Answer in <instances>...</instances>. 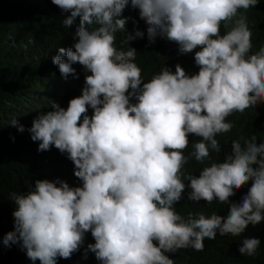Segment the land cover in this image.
I'll return each instance as SVG.
<instances>
[{
	"label": "clouds",
	"instance_id": "clouds-1",
	"mask_svg": "<svg viewBox=\"0 0 264 264\" xmlns=\"http://www.w3.org/2000/svg\"><path fill=\"white\" fill-rule=\"evenodd\" d=\"M51 2L70 13L65 28L79 18L76 42L59 47L52 63L65 80L79 79L77 63L90 74L66 109L50 101L51 110L40 112L27 130L38 151L54 146L67 154L82 186L37 179L29 191L11 193L14 230L2 244L18 245L33 264H57L58 258L71 259L91 232L95 243L87 245L84 259L92 252L101 264H173L166 253L203 251L204 240L217 233L240 236L249 224L264 221V142L257 144L256 135L233 140L224 162H212L198 177L181 171L191 157L203 163L210 151L221 152L216 136L233 128L227 117L264 103V46L249 54L252 32L239 12L259 0ZM129 3L147 25L149 44L159 36L175 42L180 54L200 49L194 54L197 74L189 76L176 64L174 73L164 67L144 82L133 62L137 50L115 47L117 32L127 33L126 44L144 37L138 28L126 29L131 17L122 14ZM9 123L25 131L16 119ZM189 134L201 139L185 156ZM249 181L241 202H230ZM186 187L190 201L229 205L228 216L182 217L174 205ZM260 243L245 238L238 251L255 256Z\"/></svg>",
	"mask_w": 264,
	"mask_h": 264
},
{
	"label": "trees",
	"instance_id": "trees-1",
	"mask_svg": "<svg viewBox=\"0 0 264 264\" xmlns=\"http://www.w3.org/2000/svg\"><path fill=\"white\" fill-rule=\"evenodd\" d=\"M248 27L252 32L253 54L264 46V0H259L255 7H250L245 13ZM70 13H63L51 0H0V264H33L18 245L10 248L2 244L3 236L14 230L12 213L16 205L10 199V194L29 191L34 188L37 179L54 181L57 178L66 181L70 187L82 186V181L74 176V164L54 146L50 151H38V143L30 138L28 128L33 119L42 111L51 110L50 101H55L64 107L70 99L81 95L86 73L81 65L73 67L79 74V79L69 76L63 79L57 66L52 63V57L58 54L59 47L70 48L76 42L75 32L79 18L69 28L63 26V20ZM124 17H131L126 24L129 33L135 29L144 32V37L122 43L127 33L117 32L115 47L118 50L135 48L136 58L133 61L141 69L144 82L159 74L164 67L175 72V65L180 64L187 75L197 74L199 67L195 64L194 54H180L178 45L166 38L157 37L155 43L149 44L147 25L140 19L139 9H133L131 4L125 8ZM135 21V23L133 22ZM93 28L96 25L92 26ZM231 27V25L229 26ZM223 25L221 35L225 34ZM131 103H136L132 98ZM93 110L89 107L88 115ZM16 119L25 127L19 132L17 127L9 122ZM231 122V132L216 136L220 142L221 152L210 151V159L203 163L191 157L181 169L182 173L199 176L204 167L212 162H224L225 153L231 152L233 140L243 136H257V144L264 142V103L255 108H248L244 113H233L226 118ZM14 138V139H13ZM189 145L184 155L194 151L193 145L200 137L189 134ZM243 145V140H241ZM255 167V165L253 166ZM189 181H185L187 185ZM251 187V181L236 191L230 202L239 203ZM190 188L185 189L183 198L174 205L175 211L187 219L188 213H204L206 217L217 214L227 217L229 205L221 204L218 200L211 204L187 199ZM258 238L260 246L255 256L241 255L238 248L245 238ZM89 243H95L91 232L85 234V242L71 259H57V264H101L95 254L88 252L87 259L83 254ZM173 264H264V221L253 226L248 225L240 236H221L217 233L214 240H204V250L196 251L189 247L176 253H166ZM35 264H40L37 260Z\"/></svg>",
	"mask_w": 264,
	"mask_h": 264
}]
</instances>
